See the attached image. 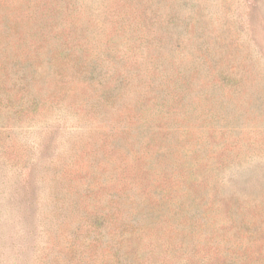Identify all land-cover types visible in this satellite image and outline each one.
<instances>
[{"label": "rangeland", "instance_id": "374dc122", "mask_svg": "<svg viewBox=\"0 0 264 264\" xmlns=\"http://www.w3.org/2000/svg\"><path fill=\"white\" fill-rule=\"evenodd\" d=\"M33 1L0 0V264H264V0Z\"/></svg>", "mask_w": 264, "mask_h": 264}, {"label": "trees", "instance_id": "16d2710c", "mask_svg": "<svg viewBox=\"0 0 264 264\" xmlns=\"http://www.w3.org/2000/svg\"><path fill=\"white\" fill-rule=\"evenodd\" d=\"M33 2L35 3L34 5L36 6V10L37 9L41 10L42 6L40 5V0H34ZM36 14L37 13L35 11L29 12V10L26 15L24 14L25 17L28 18L30 21H34V28L32 30L29 29L26 31L28 36L30 35L33 42L28 43L27 41L28 45L26 44V50L24 51L22 50L23 53H21L20 55L23 58H25L26 62H22V60L19 58L13 59L11 61V66L9 68H30L32 66V63H30L28 59L32 56L31 54L34 53L39 46H41V43L46 42L45 40L51 36V34L48 35V33L50 32L45 28L43 24V20L40 19L41 16L37 17L35 16ZM48 59L53 60L54 58L53 56H49ZM34 68H37V66L35 65ZM19 82H21V84ZM10 83L11 84L9 86L6 85L3 86L2 84H0V110L2 108H4L3 110H5L10 105V103L13 102L14 100L13 97L15 95L16 96L19 95V93H24V98H21L20 100L29 97L28 93L26 92V88H27L26 85L30 83V79L27 74L24 73L22 78L20 79L15 78L12 81H10ZM1 132L2 129L0 128V134ZM20 177H23V179L26 180L27 172L23 171L20 174Z\"/></svg>", "mask_w": 264, "mask_h": 264}]
</instances>
